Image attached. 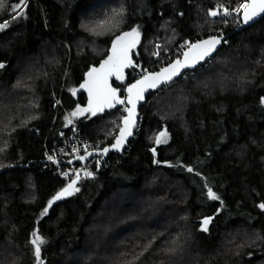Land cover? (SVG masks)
Wrapping results in <instances>:
<instances>
[{
	"label": "trees",
	"instance_id": "16d2710c",
	"mask_svg": "<svg viewBox=\"0 0 264 264\" xmlns=\"http://www.w3.org/2000/svg\"><path fill=\"white\" fill-rule=\"evenodd\" d=\"M238 1L27 0L13 19L19 0H6L0 264H264V17L228 37L205 66L149 95L123 155H109L99 169L96 159L93 176L80 175L79 191L42 214L70 181L43 170L45 148L64 117L88 108L81 85L107 59L112 41L139 32L126 71L131 83L138 70L157 71L179 58L184 41L188 47L234 31L239 22L213 20L210 11L226 4L233 10ZM72 118L102 149L123 114ZM162 132L167 141L158 145ZM34 232L45 241L39 261Z\"/></svg>",
	"mask_w": 264,
	"mask_h": 264
},
{
	"label": "snow or ice",
	"instance_id": "6c2138e0",
	"mask_svg": "<svg viewBox=\"0 0 264 264\" xmlns=\"http://www.w3.org/2000/svg\"><path fill=\"white\" fill-rule=\"evenodd\" d=\"M5 3L6 0H0V9L4 8ZM26 6L27 0H19L18 3L11 5L13 11L16 13V15L13 16V19L23 15L22 9L26 8ZM221 8L223 9V15H232V12H230L227 7L221 6ZM240 10L243 11V22L247 24L260 14H264V0H246V2L240 4L239 8L235 11L239 13ZM122 14L123 9H121L119 12H115V15ZM219 14L220 13L218 11L210 12V15L213 17ZM106 23L108 22L99 21L97 26L103 27ZM7 26L8 22L0 24V30H3ZM84 27L87 28V25ZM92 31H95V29H92ZM138 39L139 32L136 29H133L131 32L122 33L112 41L111 54L101 63L100 68H93L87 74L89 79L81 85V87L87 89L89 93V107L84 109L78 107L77 110L72 113L73 116L87 111H90L93 115H95L97 111H103L104 107L111 108L114 107L116 103H124V101L120 100L116 95L118 90L111 87L108 83V80L109 77L112 76H115L117 80L123 79V70L126 67L132 65L129 52L133 47H135L136 43H138ZM218 43H220V40L213 38L210 40L201 41L199 43L189 44L188 51L183 53V61L178 59L168 67L161 69L160 72L149 73L142 79L138 80L135 84L130 85L127 89L129 93L128 102L132 104L133 107L126 109L129 115L124 118L125 127L120 129V136L116 138V143L112 147L119 149L123 145L125 138L128 135H131V125L133 123L135 102L136 100L143 98V92L147 88H154L161 82L170 81L174 76L179 74L181 68L194 66L195 63L210 55ZM2 67H4V65L0 64V68ZM73 94H75V90H73ZM69 123H71V121H69ZM160 137H166V134L164 132L160 133L156 139L157 144L162 142ZM164 142H166V139ZM103 151L107 153L108 149L105 148ZM153 151H155V149H153ZM49 159H52V157L50 156ZM79 159L83 160L84 157L81 156ZM188 171H192V169L189 168ZM64 175L67 176L68 173H65ZM87 175L90 176L92 174L87 173ZM78 178L79 177H77V179ZM77 179L71 180V182L64 189L58 192L48 202V207L44 209L42 214H46L48 208H50L55 201H59L66 196H70L74 192H78L79 188L75 187ZM208 195L211 199H218L211 189H209ZM259 207L264 209V204L259 205ZM208 223L209 220L205 219V231L207 230ZM32 236L33 239L31 240V244L34 245V254L39 261L41 255V246L45 243V241L37 232H34Z\"/></svg>",
	"mask_w": 264,
	"mask_h": 264
},
{
	"label": "water",
	"instance_id": "95a60500",
	"mask_svg": "<svg viewBox=\"0 0 264 264\" xmlns=\"http://www.w3.org/2000/svg\"><path fill=\"white\" fill-rule=\"evenodd\" d=\"M263 17H264V14H260L259 16L255 17L252 21H249V23L245 24V23L243 22V13H242L241 16H240V19H239V24H238V26H237L236 29H235L234 31H232L231 33L226 34V35L212 36V37L204 38V39H201V40H199V41L194 42V43H199V42H201V41L210 40V39H213V38H216V39L220 40V43H218V44L215 46V49L210 53V55L206 56L203 60L198 61V62L195 63V65L192 66V67L181 68L180 71H179V74L176 75V76H174L170 81H167V82H161V83L157 84L156 87H154V88H147V89L143 92V98H142V99H139V100H136V102H135V109H134V115H133V123H132V125H131V135H128V136L125 138L123 145H122L119 149L114 148V147H112V146L116 143V138L120 136V129L125 127V125H124V118L127 117V116L129 115L128 112H127L126 115L121 119V121H120V126H119V129H118V132L116 133V136H115L114 140L112 141V143H111L110 145L105 146L104 148H102V149H100V150H98V151L91 152V153H88V154L83 155V156H82V157H84L83 160H81V159L78 158V159H74V160L68 161V162H66V164H67V165L79 164V165H80V168L83 169V167L85 166V164H86L87 162L91 161L92 159H97V160H98L97 169H99V168L101 167V165L107 160V158H108L109 155L114 154V155L122 156V155H123V152H124V150H125V148H126V146L129 144V142H130L131 139L133 138L135 132H137V130L139 129V122H140V116H141V114H140V110H141V108L146 104V101H147V98L149 97V95H151V94H156V93L159 92L162 88H164V87L168 86L169 84H171V83H173V82H175V81L181 79V78L184 76V74H186V73H193V72H194L195 70H197L198 68H201V67L205 66V64H206L208 61H210V59H212V58L216 55V53L219 52L220 49H222L223 44L226 42V40L228 39V37H230V36L233 35V34L239 33V32H241L242 30H245V29H247V28L253 26V25L256 24L258 21H260ZM194 43H192V44H194ZM130 51H131V50H130ZM186 51H188V48L184 50V52H186ZM184 52H183V53H184ZM183 53H182L181 57L174 59L173 61H171V62H170L169 64H167L166 66L162 67L161 69L168 67L170 64L174 63V62H175L176 60H178V59L181 60V61H183V59H184ZM110 54H111V52H110ZM110 54H109V55H110ZM129 56H130V58H131V54H130V52H129ZM107 58H108V57H107ZM131 60H132V58H131ZM102 62H103V61H102ZM102 62H101V63H102ZM101 63H100V65H101ZM100 65H99V68H100ZM131 66H132V65H131ZM131 66L126 67V68L123 70V79H121V80H117L115 76H112V77H109V80H108V83L110 84L111 87H112V83H115V84L119 85L120 88L117 89L118 91H117L116 95H117V97H118L120 100L124 101V103H122V104H120V103H116L114 107H111V108H109V107H104L103 110H105V111H108V110H110V111H114V110H117V109H119V108H121V107H123V106H126L128 109H129V108H132V107H133L132 104H130V103L128 102V96H129V93H128V91H127L128 87H129L130 85H132V84H135L138 80L142 79L145 75H147V74H149V73H158V72L161 71V69H159V70H157V71L148 72V73L144 74L142 77L137 78V79L134 80L133 82H131V83H127L126 71H127ZM88 79H89V77H88V75H86V76H85V79H84V83H85V81L88 80ZM84 83H83V84H84ZM113 88H114V87H113ZM84 90H85V92L87 93V95L89 96V93H88L87 89L84 88ZM88 98H89V97H88ZM88 107H89V101H88ZM88 112H90V111H87V113H88ZM97 112H100V111H97ZM97 112H96V113H97ZM105 148L108 149L107 153H105V152L103 151ZM77 177H79V178L77 179ZM73 179H77V183H76V185H75V187H77V185H78V183H79V180H80V173H76L75 176H74L71 180H73ZM71 180L66 184V186L71 182ZM66 186H65V187H66ZM65 187H64V188H65ZM64 188H63V189H64ZM74 193H75V192H74ZM74 193H73V194H74ZM73 194H72V195H73ZM70 196H71V195H70ZM70 196H66V197H64L63 199L59 200V201H55V202L52 204V206H51L50 208H52V207H54V206H56V205H58V204H60V203L65 202ZM207 219H208L209 222H210V218H207ZM202 226H204V222H203V225H202Z\"/></svg>",
	"mask_w": 264,
	"mask_h": 264
},
{
	"label": "built area",
	"instance_id": "2783aa9c",
	"mask_svg": "<svg viewBox=\"0 0 264 264\" xmlns=\"http://www.w3.org/2000/svg\"><path fill=\"white\" fill-rule=\"evenodd\" d=\"M244 2H246V0H243L242 3ZM217 10H219V8ZM232 13L234 17L240 19V16L243 11L240 10L239 13H237L236 11H232ZM187 44V41H184L182 44L179 45L178 50L180 56L181 52H183ZM144 72V70H138L134 74V76L136 78H140L144 75ZM126 109H128L126 106L119 108L120 112L123 114V117L127 113ZM69 121H71V123H69ZM79 126L80 122L68 116L67 125H65L64 128L58 132L56 136L57 140L53 141L51 146L45 148L44 164L42 167L43 170L49 171L63 180H71L76 173H80V175H87V173H91L92 175L87 176H93L94 171L92 170L91 166L96 159H92L91 161L87 162L83 169L80 168L79 164H66V162L68 161L78 159L79 157L85 154L95 152L101 149L99 144H93L83 137ZM127 147L128 145L126 146V148ZM50 156L52 157V159H49ZM65 173H68V175L65 176Z\"/></svg>",
	"mask_w": 264,
	"mask_h": 264
},
{
	"label": "rangeland",
	"instance_id": "374dc122",
	"mask_svg": "<svg viewBox=\"0 0 264 264\" xmlns=\"http://www.w3.org/2000/svg\"><path fill=\"white\" fill-rule=\"evenodd\" d=\"M243 2V0H239L238 1V3H237V6H236V8H234L233 10L231 9V8H229L230 7V5L229 4H226L225 5V7H227L228 9H229V11L230 12H234L237 8H238V6L241 4ZM219 8V10H217ZM211 11H218L220 14L219 15H217V16H215V17H213V16H211L210 15V18L211 19H213V20H215V19H230V20H233V21H237V22H239V19L237 18V17H234V15H233V13H232V15H229V16H225V15H223V9L221 8V6H216L214 9H212ZM210 11V12H211ZM217 33H219L218 31H217ZM218 35H221L220 33L218 34ZM214 36H217V35H214ZM129 39H131V38H129ZM225 44V43H224ZM223 44V45H224ZM159 48H160V45H159ZM156 56L158 57V55L155 53V55H154V57L156 58ZM207 64V63H206ZM145 71V70H144ZM146 72V71H145ZM182 79V78H181ZM70 117H74V116H70ZM64 121V123L63 124H65V125H67V120H68V116L67 117H64V119H63ZM139 129H140V127H139ZM139 129L137 130V132L139 131ZM137 132H135V133H137ZM135 135V134H134ZM161 138V143H159V144H163V143H166V142H164L165 141V139H166V141H167V135H166V137H160ZM158 144V145H159ZM81 176H84V174H81Z\"/></svg>",
	"mask_w": 264,
	"mask_h": 264
},
{
	"label": "flooded vegetation",
	"instance_id": "af4514ba",
	"mask_svg": "<svg viewBox=\"0 0 264 264\" xmlns=\"http://www.w3.org/2000/svg\"><path fill=\"white\" fill-rule=\"evenodd\" d=\"M112 87H114V88H116V89L120 88L119 85H117V84H115V83H112Z\"/></svg>",
	"mask_w": 264,
	"mask_h": 264
},
{
	"label": "clouds",
	"instance_id": "9594fccd",
	"mask_svg": "<svg viewBox=\"0 0 264 264\" xmlns=\"http://www.w3.org/2000/svg\"><path fill=\"white\" fill-rule=\"evenodd\" d=\"M187 48H188V47H186L185 49H187ZM185 49H184V50H185ZM184 50H183V52H184ZM183 52H182V53H183ZM180 57H181V56H180ZM145 74H146V73H145Z\"/></svg>",
	"mask_w": 264,
	"mask_h": 264
}]
</instances>
